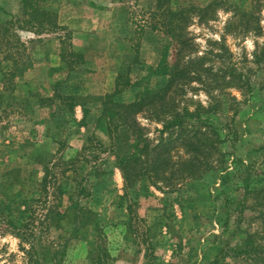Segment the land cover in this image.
Returning a JSON list of instances; mask_svg holds the SVG:
<instances>
[{
  "label": "rangeland",
  "instance_id": "obj_1",
  "mask_svg": "<svg viewBox=\"0 0 264 264\" xmlns=\"http://www.w3.org/2000/svg\"><path fill=\"white\" fill-rule=\"evenodd\" d=\"M170 1L185 6L177 33L189 43L181 65L191 74L209 65L212 70L235 65L251 82L247 90L229 77L223 82L209 77L207 84L194 79L177 97L179 110L187 105L202 114L217 107L223 140L211 162L214 169L202 178L130 172L125 179L117 162L123 153L153 154L152 147L154 154L183 151L193 135L190 122L160 132L162 122L146 107L132 114L139 128L120 124L118 115L108 116V126L97 118L102 104L115 111L112 102H132L145 89L152 94L168 78L164 66L173 64L180 43L162 25L157 0H31L60 15L56 27L39 16L22 22L21 0H0L12 15L0 10V20L33 54L31 65L16 72L15 95L29 100L0 108V181L14 170L10 191L17 192L22 182L23 194L34 202V217L23 215L26 223L31 219L27 228L0 219V264H264V220L254 218L258 210L251 208L264 204V192L258 195L264 183V0ZM209 2L214 4L202 13L205 19L189 9ZM235 8L252 9V15L239 17ZM67 17L88 27L87 43L74 44L69 28L74 21L66 20L69 26L61 21ZM4 46L0 35L2 64L9 54ZM73 47L85 56L69 57ZM16 56L20 66L22 53ZM72 59L71 71L67 61ZM64 79L56 91L81 96L50 103L46 97L54 94L53 82ZM81 104L94 116L84 118ZM243 187L254 191L246 196ZM54 205L63 216L39 224L43 209ZM63 246L61 259L56 252ZM240 248H258L251 253L256 261L233 252Z\"/></svg>",
  "mask_w": 264,
  "mask_h": 264
},
{
  "label": "trees",
  "instance_id": "obj_2",
  "mask_svg": "<svg viewBox=\"0 0 264 264\" xmlns=\"http://www.w3.org/2000/svg\"><path fill=\"white\" fill-rule=\"evenodd\" d=\"M170 0H157V7L162 9L159 13L160 20H162V25L166 29V32L168 34L174 36L177 38V41L180 43V46L176 50V57L175 61L171 66H164L165 69H168L169 71L167 73L168 78L166 81L160 86L158 90H154L155 92L150 94L148 90H144L142 94L139 96V99L134 100L132 102L125 103L124 101L121 102H112V105L115 107V111L111 108L110 110H107V105H101L98 109V111H102L100 118L97 116L98 119H101L102 122H106L107 120H112V116L118 115L120 124L126 125L129 129L133 128H139L136 120L132 118V114L136 110H140L145 108L147 112L150 114H153L157 119H159L162 124L163 128L160 129V132H164L165 130H172L176 127H181L190 122V125L192 128H189L190 130H193L191 132L192 137L190 139H187L184 144L183 151H176L175 152H165L161 151V153L155 152V147H152V153H148L146 156L141 157L138 154L129 153H123L119 159L117 158V162L120 166V168L123 170L124 178L128 179L131 177V175L135 176H147L148 178H165L167 179L182 175L183 177L189 176V178H199L206 175L208 172H210L212 169H214L215 165H213L212 160L213 157L216 158V155L220 153L219 150V143L222 142V138L220 135L221 127L218 126V124H221L217 121V107L215 105H211L209 110H211L210 113H197V110L190 111L187 105H184L182 110H179L180 106V100L177 99L179 95L185 94V88L184 86L188 84L190 81L196 79L201 81L203 84H207V80H209V77L216 82H219L221 79L222 82L229 77L230 80L237 82L240 84V88H246L251 89V82L250 79L245 76H243V73L241 70H238V68L235 65L229 66L227 69H217L212 70V65L206 66L204 68L200 67V69L195 68L194 70L197 71L196 74H191L189 70H187V66L184 63L181 65V61L183 60V57H185V54H183V50L189 42V40L186 41V39H182L180 35H178L177 32H179L180 25L178 24L179 21L182 18V13L185 9V6L183 4H178L175 2H172ZM214 3L209 2L202 6H190L189 9H197L201 12V14H198L201 16V19H205V15L202 13L211 12L212 11V5ZM254 5V4H253ZM252 5V6H253ZM20 9L22 11L21 17L22 22H29L32 20L35 16H39L41 20H45L49 22V24L52 25V27H56L58 25L56 15L53 12H47L44 8V5L40 4L38 7L36 3L31 2V0H21L20 2ZM0 10L3 11V13L9 17H12L11 13H8L4 10V8L0 5ZM237 15L240 16H248L252 15V9H243L239 8L236 9ZM29 15V19H25V16ZM14 17V16H13ZM169 17V18H168ZM166 18H168L166 20ZM12 19V18H10ZM16 20L17 18L14 17ZM41 20H38L37 22L40 24H43ZM249 20V19H248ZM19 21V20H17ZM15 21V22H17ZM0 23H4L2 27H0V35L4 39L5 43V49L9 51V54L5 55L4 64L0 63V108L1 106L5 105L7 107H12V105L17 104L16 102L20 101H28V96H17L15 95L16 91V72H24L28 65H31L32 62V55L30 52H25L27 48L25 47L24 43L16 40L15 37L12 39L11 37L14 35L13 32L10 30V25H8L7 21L4 22V20H0ZM34 26V25H33ZM248 27V26H246ZM6 38V39H5ZM16 48V51H14ZM20 48V50H18ZM12 50V51H11ZM17 52L20 54L22 53V58L24 59H18V62L21 63L20 66L15 63V60L18 58L16 56ZM69 57L77 56L78 59H82L84 56L83 50H75L74 47L72 48V51H69L68 53ZM212 55L217 57H222L220 53H213ZM63 57L65 55L63 54ZM199 60H201L200 63H202L204 56L199 57ZM190 60L189 62H191ZM7 62V63H6ZM74 62H76L74 59L71 61L68 60L67 64L70 70H75ZM77 65L81 61H77ZM14 63V64H12ZM12 64V65H11ZM11 65V66H10ZM203 65V64H202ZM84 70V69H83ZM202 71H206L207 75L204 79H202L201 73ZM228 79V80H229ZM206 80V82H205ZM67 80H59L53 82V91L54 94L50 97H46L48 100H50V103L56 102V99H60L61 101H66L67 99H73L80 97L81 94H78L76 92H66V93H58L56 91L58 86H61L62 84L66 83ZM127 85H130V83L127 82ZM253 85V84H252ZM56 88V89H55ZM145 95V97H144ZM43 95H40L42 97ZM52 98V99H51ZM231 99H234L232 97ZM60 103V102H59ZM72 109L75 104H71ZM220 105V104H218ZM82 110H83V117H92L94 116V113L89 111L87 106L84 104H81ZM96 115V114H95ZM108 117V118H107ZM96 119V121L98 120ZM100 120V121H101ZM104 120V121H103ZM87 121V120H86ZM101 122V123H102ZM107 126L110 124V121L106 122ZM47 124V123H46ZM82 124H86L85 121H82ZM202 125L203 128L197 127L199 125ZM226 127V126H223ZM194 128V129H193ZM201 128V129H200ZM108 128V132H109ZM172 132V131H171ZM170 132V133H171ZM180 135V134H178ZM149 147L148 143L145 146ZM206 147V148H205ZM187 154V155H186ZM119 156V152L117 154V157ZM41 157V156H40ZM39 157V158H40ZM223 157V154H222ZM221 160V163L223 159L220 157L219 162ZM130 172H133L130 174ZM142 172V173H141ZM165 172H169L168 175H163ZM16 180L15 171L12 170L11 174L3 175L1 176L0 185H5L4 189L0 191V219L4 218V222L6 224H9V226H12L17 229H23L27 228V226L30 224V220L28 223L24 221L26 213L29 215L30 218H33V211L32 208L34 206V202L31 198V196L28 197L27 194H23L24 187L21 184V188L17 191H10L13 181ZM8 183V184H6ZM55 184V182L53 181ZM244 193L247 195H250L252 193V189L249 187L244 188ZM86 187L82 186L80 189V192H85ZM258 195L262 192H264V183L261 185V189L258 190ZM257 196V199L260 200L261 197ZM262 201H264V196H262ZM261 204V201H259ZM23 205V208L21 206ZM263 207H260V205H254L251 208L254 210H258V213L254 216L261 217L264 220V204ZM21 208V209H20ZM57 206L54 205V207H46V209H43V214L41 215L42 218L40 220L42 224L43 221H55L52 220L54 215H61L63 216L60 211L56 210ZM258 208V209H257ZM9 212V213H8ZM14 214L13 219L11 217L9 218L10 214ZM8 214V217L5 215ZM88 225V224H87ZM264 228V226H263ZM88 241V240H87ZM89 243V241H88ZM90 245V243H89ZM66 246H63L60 248L56 253L57 256L62 259V256L65 254ZM258 248H248V249H233V252L236 253V255L241 254H249L250 258H252L254 261L255 258L251 255V253L254 252V254L258 253ZM264 251V249H263ZM59 254V255H58ZM248 256V257H249ZM259 256V255H258ZM261 257H259L260 259ZM59 259V260H61ZM261 260H264V256H262Z\"/></svg>",
  "mask_w": 264,
  "mask_h": 264
},
{
  "label": "crops",
  "instance_id": "obj_3",
  "mask_svg": "<svg viewBox=\"0 0 264 264\" xmlns=\"http://www.w3.org/2000/svg\"><path fill=\"white\" fill-rule=\"evenodd\" d=\"M73 18H75L74 14L72 15ZM60 15L57 13V23L58 21H60L59 19ZM72 18V17H71ZM70 19V17H67L66 19L62 20L61 21L63 22V24H69V22H67L66 20H69L70 22H73L74 21V24H72V26H69V28L71 29L72 31V36H73V42L75 45L77 46H80L82 45V42L85 44L87 43V39L91 37L92 34H89L91 33L90 31L86 30L88 27L86 25H82L80 24L76 19ZM61 22V23H62ZM59 24V23H58ZM76 41H80V43L78 44ZM80 50H83L81 48H79ZM83 54L85 56V51L83 50Z\"/></svg>",
  "mask_w": 264,
  "mask_h": 264
},
{
  "label": "clouds",
  "instance_id": "obj_4",
  "mask_svg": "<svg viewBox=\"0 0 264 264\" xmlns=\"http://www.w3.org/2000/svg\"><path fill=\"white\" fill-rule=\"evenodd\" d=\"M248 46H249V48H251V47H252V44H251V42H249V43H248ZM15 243H16V242H15V241H13V246L15 245Z\"/></svg>",
  "mask_w": 264,
  "mask_h": 264
}]
</instances>
